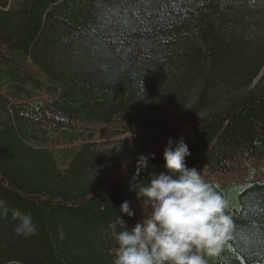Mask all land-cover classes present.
Instances as JSON below:
<instances>
[{
    "label": "trees",
    "instance_id": "obj_1",
    "mask_svg": "<svg viewBox=\"0 0 264 264\" xmlns=\"http://www.w3.org/2000/svg\"><path fill=\"white\" fill-rule=\"evenodd\" d=\"M181 137L233 223L209 264H264V0H0V200L36 226L0 218V264H112Z\"/></svg>",
    "mask_w": 264,
    "mask_h": 264
},
{
    "label": "clouds",
    "instance_id": "obj_2",
    "mask_svg": "<svg viewBox=\"0 0 264 264\" xmlns=\"http://www.w3.org/2000/svg\"><path fill=\"white\" fill-rule=\"evenodd\" d=\"M189 155L183 137L175 141L169 138L163 150L166 171L150 174L147 181L132 185L142 219L112 233L117 246L112 264H209L206 257L220 255L233 227L226 212L228 204L200 171L187 167L185 158ZM150 158L154 154L137 157L134 181L148 168ZM9 211L17 236L35 234L30 215L9 209L0 200V218H6ZM119 213L129 218L135 215L127 200L120 205Z\"/></svg>",
    "mask_w": 264,
    "mask_h": 264
}]
</instances>
